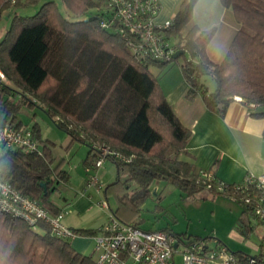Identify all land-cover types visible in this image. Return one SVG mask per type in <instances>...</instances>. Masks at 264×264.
I'll return each mask as SVG.
<instances>
[{"label": "trees", "instance_id": "trees-1", "mask_svg": "<svg viewBox=\"0 0 264 264\" xmlns=\"http://www.w3.org/2000/svg\"><path fill=\"white\" fill-rule=\"evenodd\" d=\"M60 1L65 13L55 0H0V15L9 6L13 9L0 39V69L7 79H0V124H24L37 142L33 150L1 146L0 176L50 214L67 211L59 210L50 194L68 180L69 172L62 167L63 159L54 157L39 124L28 125L17 117L27 105L41 107L58 127L88 146L86 178L91 171L97 173L98 147L115 152L105 159L116 165V176L101 193L106 201L109 192L115 195L116 208L109 209L123 222L139 223L133 219L137 203L156 178L172 181L188 195L222 194L206 188L193 163L179 158L190 129L150 69L177 58L137 56L121 36L120 23L105 10L106 0ZM196 1L183 0L162 32L175 50L189 54L180 65L189 84L188 96L201 94L206 105L219 113L235 96L264 106V0H219L232 9L239 24L220 61L206 51L214 27L202 29L192 21ZM37 4L32 15L16 12ZM203 74L213 79V89L199 79ZM16 93L21 94L18 100L13 99ZM131 182L138 187L132 189ZM247 216L242 209L238 221L249 230ZM73 230L77 235L99 233V228ZM92 254L76 251L70 238L52 233L43 220L31 225L0 209V264H95Z\"/></svg>", "mask_w": 264, "mask_h": 264}, {"label": "built area", "instance_id": "built-area-1", "mask_svg": "<svg viewBox=\"0 0 264 264\" xmlns=\"http://www.w3.org/2000/svg\"><path fill=\"white\" fill-rule=\"evenodd\" d=\"M159 8V0H106L105 3V10L120 23L121 36L137 56L172 57L175 47L162 33L171 20L157 23L155 16ZM0 79L7 82L1 69ZM12 145L33 150L37 142L24 124H0V147ZM98 148L95 168L104 162L106 154L115 153L106 147ZM198 173L206 188H215L226 194L240 204L246 214L264 223V172L260 175L248 172L242 180L233 183L217 178L209 169H199ZM85 184L100 190L95 171L88 174ZM100 205L108 209V217L94 236L95 264H177L176 254L180 255V264H264V252L259 256L236 255L222 243L210 248L202 238H187L170 229H143L138 224L117 218L106 200L102 199ZM0 209L23 218L31 225L43 220L58 236L73 238L77 235L62 223L61 212L50 214L38 200L21 193L1 176Z\"/></svg>", "mask_w": 264, "mask_h": 264}, {"label": "crops", "instance_id": "crops-1", "mask_svg": "<svg viewBox=\"0 0 264 264\" xmlns=\"http://www.w3.org/2000/svg\"><path fill=\"white\" fill-rule=\"evenodd\" d=\"M182 2L183 0H159L160 8L155 21L162 23L166 20H174ZM192 21L202 29L214 27V34L206 45V51L212 60L220 61L239 26L232 9L224 7L219 0H197L192 8ZM215 41H219L220 51H214ZM188 88L187 80L181 78L176 79V82L170 86L167 85L165 88L162 86L174 112L190 129L185 152L180 153L179 158L192 162L196 171L211 170L217 178L227 183L242 180L248 172L255 175L263 173L264 106L248 103L240 96H235L227 103L224 112L219 113L206 105L201 94L188 96ZM49 145L51 147V142ZM87 154L88 149L86 157ZM64 162L63 159V168H65ZM101 165L97 168V172ZM83 167L85 177L82 182L71 183L69 178L62 181L55 189L58 191L56 196L59 201H52L60 208L59 210H67L62 215V223L69 228L98 229L108 217V209L100 205L103 199L101 188L105 184L101 183L99 178L100 190L92 186L87 187L85 181L89 171L85 165ZM98 174L105 175L103 171H99ZM205 194L210 195L207 192ZM211 196L214 197L212 194ZM95 203L104 210L100 212L99 208L95 207ZM245 220L249 222L247 217ZM240 228L243 233L249 231L242 226ZM88 240H93L95 245L92 235L78 234L70 238L72 246L80 251L85 249ZM260 246L264 250V235ZM237 251L233 253L236 255L245 253Z\"/></svg>", "mask_w": 264, "mask_h": 264}, {"label": "rangeland", "instance_id": "rangeland-1", "mask_svg": "<svg viewBox=\"0 0 264 264\" xmlns=\"http://www.w3.org/2000/svg\"><path fill=\"white\" fill-rule=\"evenodd\" d=\"M43 1V0H42ZM62 13H65V8L60 0H55ZM12 3V2H11ZM40 4V3H39ZM36 6L19 8L16 10L19 14H34L38 9ZM12 5V4H11ZM0 15V37H3L5 28L9 25L11 13L13 9L11 6L3 9ZM219 41H215L214 51H220L218 47ZM185 55L177 57L166 64L164 67L151 66L150 69L158 78L160 86L164 88L176 82V79H185V76L180 68L184 62ZM209 55V53H207ZM199 79L205 83L209 89H213L215 82L207 75L203 74ZM161 86V88H162ZM163 90V89H162ZM21 96L16 93L13 96L14 100H18ZM17 117L23 123L32 125L34 122L39 124L43 138H47L51 142L52 153L58 159H64V167L69 171V181L71 183H80L85 177L84 171V157L88 146L75 139L63 129L58 127L53 120L41 107H30L23 105L17 113ZM54 142V143H53ZM84 158V159H83ZM103 171L105 175L98 174ZM117 168L114 162L110 159H105L99 168L97 175L101 183L107 184L116 176ZM132 189L138 187L135 182H131ZM149 192L140 202H138V209L133 214V219L139 222V226L143 229H170L172 232L183 236H190L191 238L200 237L205 240L208 247L213 248L218 244H225L232 252L240 250L247 254L254 255L260 251L262 236L264 235V223L259 222L251 214H248V224L250 229L247 233H243L239 226L238 216L241 214L242 207L240 204L232 201L225 195L216 194L201 196L200 194L188 195L177 184L164 178H156L152 180L149 186ZM207 192V194L210 192ZM57 190L52 191L50 199L59 201L56 196ZM102 197L104 198V194ZM100 199H102L100 197ZM109 207L115 209L117 198L111 192L108 193ZM95 207L99 208L101 212L104 210L99 204L95 203ZM98 210L95 211L97 213ZM74 243V240H73ZM93 240H88L85 244V249L80 251L84 255H91L93 252ZM94 257V254H92ZM177 264L181 263L180 255L176 254Z\"/></svg>", "mask_w": 264, "mask_h": 264}, {"label": "water", "instance_id": "water-1", "mask_svg": "<svg viewBox=\"0 0 264 264\" xmlns=\"http://www.w3.org/2000/svg\"><path fill=\"white\" fill-rule=\"evenodd\" d=\"M184 53H185V49H177L174 51L172 57L177 58V57L183 55ZM192 71H193V69L191 68L189 72L191 73ZM174 245H176V243Z\"/></svg>", "mask_w": 264, "mask_h": 264}]
</instances>
